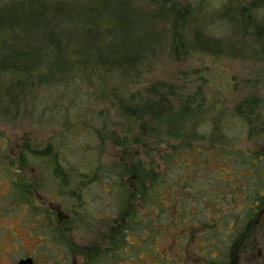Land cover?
<instances>
[{
  "label": "rangeland",
  "instance_id": "rangeland-1",
  "mask_svg": "<svg viewBox=\"0 0 264 264\" xmlns=\"http://www.w3.org/2000/svg\"><path fill=\"white\" fill-rule=\"evenodd\" d=\"M12 1L0 0V5ZM156 1L160 4L164 0ZM175 1L192 9L188 26L196 29L190 35H205L221 42L217 52H238L239 48H228L227 40L231 35H241L238 22H233L240 15L237 11H229L226 18L222 15L232 4L247 6L254 0ZM159 15L163 18L155 19L154 30L158 35H169V21L163 12ZM242 54L240 51L238 56L219 60L202 54L160 58L139 86L140 90L158 86L165 95L171 92L175 100L200 92L208 105L215 107L212 115L217 129L211 128V118L205 120L195 134L201 142L191 141L188 151L186 145L174 142L155 146L149 138L133 145L135 129L125 135V121L115 114L111 102L90 98L84 88H73L75 95L69 103L39 106L36 101L33 112L20 118L0 116V264H17L32 245L36 264H89L84 251L104 250L112 228L122 220L118 216L121 185H127L123 168L138 166L154 169L159 175L160 198L151 196V192H147L148 197L145 193L138 198L132 195L124 207L129 204L130 211L143 215L142 220L149 217L157 233L150 239L131 237L120 264H225L228 259L231 264H264V207L251 228L238 225L245 218V210L261 204L253 190L264 186V123L259 117L264 115V50L254 51L252 59ZM248 97L262 104L252 116L238 110ZM101 126L107 131L101 130L98 135ZM26 143L32 149L52 145L65 168L76 173L74 177L81 173L105 177L101 187L97 183L89 187L86 209L67 194L75 188L74 183H68L62 192L66 198L57 195L54 186L47 184L46 166L25 154ZM16 172L27 191L34 184L36 208L54 213L58 225H63L64 239L59 243L53 230L45 236L32 229L27 203L22 205L10 192V176ZM111 177L113 210L105 206V201H111L105 194L111 188ZM141 178L146 181L143 175ZM144 186L152 188L149 183ZM16 192L21 195L18 189ZM261 196L264 198V190ZM240 235V242L234 243ZM230 250V257L222 261L218 258ZM93 264L106 263L101 260Z\"/></svg>",
  "mask_w": 264,
  "mask_h": 264
},
{
  "label": "trees",
  "instance_id": "trees-1",
  "mask_svg": "<svg viewBox=\"0 0 264 264\" xmlns=\"http://www.w3.org/2000/svg\"><path fill=\"white\" fill-rule=\"evenodd\" d=\"M150 1L13 0L0 5V116H11L13 120L20 118L26 112H33L32 106L36 101L39 106L40 103L43 106H52L55 102L69 103V99L75 95L72 89L78 87L86 89L90 98L111 102L115 114L125 121L124 134H131L135 129L137 139L133 145H141L142 139L149 138L155 146L174 142L186 145L185 150L188 151L191 141L200 143L201 138L195 134L205 120L211 118V128L217 127L212 115L215 107L208 105L200 92L185 98L177 96L175 100L171 92L165 95L158 86L145 90H140L139 86L160 58L202 54L219 60L238 56L240 51L243 52L241 57L247 55L249 59L254 58V51L264 50V1L254 0L247 6L232 4L222 15L228 16L229 11H237L240 15L233 22H238L241 35H231L227 40L230 50L239 48L235 54L217 52L216 49L222 46L217 40L205 35H190L196 29L188 26L193 13L190 7L183 8L175 0H164L160 4L156 0ZM162 12L170 24L169 35H158L154 30L155 19L163 18L159 15ZM261 105L257 98L248 97L238 105V110L252 116ZM259 117L264 123V115L260 114ZM104 127H99L98 135L107 131ZM115 144L119 145L118 142ZM24 148L28 157L42 161L54 185L57 186L58 182L53 178L58 180L57 177H60L66 186L69 178L76 174L70 168H65L61 156L52 145L32 149L26 143ZM19 162L22 164L23 158ZM144 168H123V174L130 177L136 191L132 192L131 189L128 196L125 185H121L122 207L118 214L121 219L125 216L127 197L138 198L143 193L148 197L147 192H151V196L158 200L160 198V189L157 190L159 175L154 169ZM141 175L146 179L143 184L136 179H141ZM21 178L19 172L11 173L12 193L18 189L21 195L16 192V198L24 205L30 190L27 191ZM145 183L152 188L147 189ZM263 190L264 186L253 190L256 199L261 201L255 208L258 211L264 207ZM253 211L252 207L245 210V218H241L243 221L238 225H249V229L255 216L252 215ZM120 224L110 240L109 254L113 256L114 264L123 261L121 257L130 245L129 238L141 234L150 239L157 233V226L151 225L149 217L142 221L136 210L128 215L127 230L126 225ZM242 237H237L234 243L240 242ZM230 252L222 253L218 258L222 261L231 256ZM228 260L231 264V260Z\"/></svg>",
  "mask_w": 264,
  "mask_h": 264
},
{
  "label": "flooded vegetation",
  "instance_id": "flooded-vegetation-1",
  "mask_svg": "<svg viewBox=\"0 0 264 264\" xmlns=\"http://www.w3.org/2000/svg\"><path fill=\"white\" fill-rule=\"evenodd\" d=\"M126 177H127V181L128 182L126 181L127 185H125V190L128 191V196H129L130 189L133 190V188L135 187V185L134 184H131V179H130L129 176H126ZM74 178L75 177H70L69 178V181H67V183H69V185L72 184V183L75 184V188L72 189V190H69V192L67 194H68L69 197L75 198L76 199V202L79 203L81 205V207H83L84 209H86L87 208V205H86L85 198L87 196L86 193H88V191H90L89 187H91V189H92V187L96 183L97 184H100V187H101L105 177L104 176H94V175H86V176H82L81 175V176L76 177L75 179ZM50 179L51 178H49L48 176L46 177L47 184H51V185L54 186V189L56 190L57 195H59L61 197L63 196V198L64 197L66 198L67 196H64V193H62V192L64 190H66L67 183H66V186H65V181L62 180L60 177H57V179L59 181L56 180V178H53L55 181L58 182V185L56 186L52 182V179L51 180ZM141 179H139V182L141 184H143V182L141 181ZM14 180H15V178H14ZM109 182H110L111 188L106 189L105 194L110 196L111 201L110 200H109V202H106L105 201V206L108 209H112L113 210V207L112 206H113V199H114V196H113V192H114V190H113V184L114 183L112 181V177L110 178V181ZM31 184L29 185L30 193H29V198H28V201H27V206H28L27 207V212L29 213V219H28L29 220V223H30L32 229L33 230H36V233L37 234H43V235L46 236V235H48V232L50 230H53L54 232H56L55 234H57V239H58L57 242L59 243V241H61V240L64 239V237L62 235V231H61V226H63V225H61V223H59V225H58L57 221L55 220L54 213L49 212L47 209H45L43 211V210H39V209L36 208V206L34 205V202H35V186H34V184L33 185H31ZM67 188H68V186H67ZM12 189H13V187H12ZM12 189L10 190V192H12ZM134 191H136V187H135V190ZM14 194L16 196V191H15ZM105 199L107 200L109 198L106 196ZM100 205L102 206V204H100ZM126 206L127 207H125V209H126L125 216L122 217L121 222L123 223L124 226L126 225V227H127L126 230H127L128 229V215H129L131 209H129V207H130L129 204L128 205L126 204ZM74 209H72V210H74ZM260 213H261V211H258L256 209H254L252 215H255V216L253 218L252 226L256 222V220H257V218H258V216H259ZM58 216H60L59 212H58ZM139 216H140V213H139ZM93 218L94 219H97V217H95V216ZM141 218H143V215H142ZM246 224H248V223H246ZM120 225H122V224H120V222H119V224H117L115 226V228L114 227L112 228L111 233H110V236H109V238L107 240V243H106V246H105V249L104 250H101V251H97V250H91V251L90 250H85L84 251V256L87 257V259H89V264L98 263L101 260H104L106 264H114V262H113V256H111L109 254V251H110V248H111L110 247V240H111L112 236L114 235L115 229L116 228H119ZM245 226H246V228L249 227V225H245ZM137 236H139L140 238L142 237L141 234H138ZM129 241H130V238H129ZM60 244H62V243H60ZM34 247H35L34 245H32L31 247H29L28 250H26V254L24 255V257L22 259L19 260V262L21 260H29V259H32L33 264H36V256H35V252H34ZM126 252H128V250H126ZM124 259H125V257H123V260ZM72 263H73V257H72Z\"/></svg>",
  "mask_w": 264,
  "mask_h": 264
},
{
  "label": "water",
  "instance_id": "water-1",
  "mask_svg": "<svg viewBox=\"0 0 264 264\" xmlns=\"http://www.w3.org/2000/svg\"><path fill=\"white\" fill-rule=\"evenodd\" d=\"M18 264H33L32 259L29 260H21Z\"/></svg>",
  "mask_w": 264,
  "mask_h": 264
}]
</instances>
